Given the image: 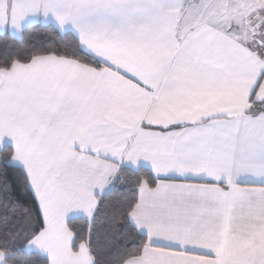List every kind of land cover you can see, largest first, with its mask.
Segmentation results:
<instances>
[{
  "label": "crops",
  "instance_id": "0c3cea01",
  "mask_svg": "<svg viewBox=\"0 0 264 264\" xmlns=\"http://www.w3.org/2000/svg\"><path fill=\"white\" fill-rule=\"evenodd\" d=\"M199 1L0 0V33L52 25L102 64L0 69V147L42 221L26 251L94 264L67 221L126 166L157 181L140 184L130 221L146 245L124 264H264V0H205L227 7L210 18Z\"/></svg>",
  "mask_w": 264,
  "mask_h": 264
},
{
  "label": "trees",
  "instance_id": "16d2710c",
  "mask_svg": "<svg viewBox=\"0 0 264 264\" xmlns=\"http://www.w3.org/2000/svg\"><path fill=\"white\" fill-rule=\"evenodd\" d=\"M41 55L70 58L94 68L99 60L84 51L70 32L60 33L52 25L35 23L24 28L19 37L0 33V69L13 63H27ZM252 111H264V103ZM11 147H0V252L5 264H48L45 256L26 251L28 242L42 228L40 214L25 172L10 163ZM142 181L153 186L157 179L140 167L120 166L105 192L99 196L91 217L67 221L74 239L72 249L85 242L94 264H124L141 253L146 238L130 221Z\"/></svg>",
  "mask_w": 264,
  "mask_h": 264
},
{
  "label": "rangeland",
  "instance_id": "374dc122",
  "mask_svg": "<svg viewBox=\"0 0 264 264\" xmlns=\"http://www.w3.org/2000/svg\"><path fill=\"white\" fill-rule=\"evenodd\" d=\"M213 5V4H212ZM210 3H205V0H201V1H199V3H197V6H196V8L197 9H199V13H202V17H204V18H210L209 16H211L212 15V13H215L216 12V14L217 15H219V16H221V14L220 13H222L223 11H227L226 9H227V7H226V5H223V6H221L220 8H219V10L217 11V10H209L210 8H211V6H212ZM212 12V13H211ZM260 18V17H259ZM257 18V21L259 22H261V20L260 19H262V18ZM224 20V19H223ZM229 25V21L228 20H225L224 22H223V26L224 27H226V26H228ZM261 25V24H260ZM258 29H260V27H256V32H257V30ZM253 31H255L254 30V27H253V29H252ZM257 40L259 41V42H264V38H262V37H257Z\"/></svg>",
  "mask_w": 264,
  "mask_h": 264
},
{
  "label": "built area",
  "instance_id": "2783aa9c",
  "mask_svg": "<svg viewBox=\"0 0 264 264\" xmlns=\"http://www.w3.org/2000/svg\"><path fill=\"white\" fill-rule=\"evenodd\" d=\"M248 21H251V22H252L251 18H250ZM261 21H262V20H261ZM260 28H261V32H262V34L264 35V20L261 22V26H260Z\"/></svg>",
  "mask_w": 264,
  "mask_h": 264
}]
</instances>
